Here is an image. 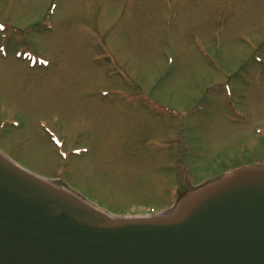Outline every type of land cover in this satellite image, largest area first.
<instances>
[{
	"label": "rangeland",
	"instance_id": "rangeland-1",
	"mask_svg": "<svg viewBox=\"0 0 264 264\" xmlns=\"http://www.w3.org/2000/svg\"><path fill=\"white\" fill-rule=\"evenodd\" d=\"M0 24V150L28 171L124 214L264 164V0H0Z\"/></svg>",
	"mask_w": 264,
	"mask_h": 264
},
{
	"label": "water",
	"instance_id": "water-1",
	"mask_svg": "<svg viewBox=\"0 0 264 264\" xmlns=\"http://www.w3.org/2000/svg\"><path fill=\"white\" fill-rule=\"evenodd\" d=\"M0 264H264V166L171 213L113 217L0 153Z\"/></svg>",
	"mask_w": 264,
	"mask_h": 264
}]
</instances>
